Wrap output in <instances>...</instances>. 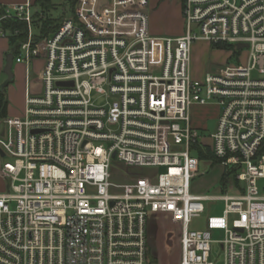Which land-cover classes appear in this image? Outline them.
Returning <instances> with one entry per match:
<instances>
[{
	"label": "built area",
	"instance_id": "obj_1",
	"mask_svg": "<svg viewBox=\"0 0 264 264\" xmlns=\"http://www.w3.org/2000/svg\"><path fill=\"white\" fill-rule=\"evenodd\" d=\"M104 1L77 0L38 41L33 0L0 4V38L27 26L14 61L44 59L42 91L27 89L24 116L5 117L0 134V264H150L155 213L180 222V264H264V0H183L177 37L151 35L150 0ZM198 39L234 46L239 62L193 77ZM210 103L221 110L207 142L191 108ZM197 143L238 167L240 193L193 192ZM114 153L165 170L114 174ZM213 198L221 214L191 228Z\"/></svg>",
	"mask_w": 264,
	"mask_h": 264
},
{
	"label": "rangeland",
	"instance_id": "obj_2",
	"mask_svg": "<svg viewBox=\"0 0 264 264\" xmlns=\"http://www.w3.org/2000/svg\"><path fill=\"white\" fill-rule=\"evenodd\" d=\"M55 7L51 9L50 15L52 18H60L64 13L70 15L71 3L68 0H52ZM183 2V0H181ZM151 5L149 6V8ZM37 9V7H35ZM162 12L165 16L162 17ZM162 18V19H161ZM157 25L165 34H172L181 28V19L179 9L176 7L170 9L160 6V8L152 14V9H149V25ZM34 34H40V29L34 25ZM236 48L234 46H216L205 40H195L191 50V73L193 77L201 78L206 72H214L226 63H238L239 58L232 54ZM243 60L247 57L246 50L241 53ZM11 84L15 88L21 89L23 86L22 79H14ZM99 100V99H98ZM211 104V105H210ZM208 105H193L191 108L192 121L194 120L200 132L202 140L209 142L210 135L216 129L220 108L210 103ZM201 125V126H200ZM10 159H2V162ZM226 166L222 164L214 165L210 160L201 161L200 172L193 180L192 190L194 193H204L210 195L238 194L235 182L230 180L224 189L220 184V177ZM164 167L160 166H133L114 159L112 162V172L114 174L129 175L131 177L147 176L155 177L160 172L164 171ZM2 179V177H1ZM0 179V190L6 188V183ZM264 180L260 181V184ZM240 185L242 183H239ZM206 211L199 217L192 219L190 227L194 229H203L208 215L221 214L225 202L219 198H213L204 202ZM181 225L180 222L168 213L152 214L148 221V238L150 244V252L148 258L150 264H180L181 258ZM213 238L220 240L224 238L222 231H214ZM219 253L217 244H213V255Z\"/></svg>",
	"mask_w": 264,
	"mask_h": 264
},
{
	"label": "crops",
	"instance_id": "obj_3",
	"mask_svg": "<svg viewBox=\"0 0 264 264\" xmlns=\"http://www.w3.org/2000/svg\"><path fill=\"white\" fill-rule=\"evenodd\" d=\"M24 1L26 0H0V4L21 3ZM162 4H163V8H166L168 12H170V9H174L175 7L179 9L181 28L178 29L176 32H173L172 34H165L161 29L157 27V25L153 24L150 25L151 35L156 37H163V36L177 37L182 35L185 31V25H184L183 13H182L181 0H150V5H151L150 9H152V14L157 12V10L160 8V6H162ZM162 11L163 9H161L160 11L163 17L165 16V14ZM10 50H11L10 41L5 38H0V89H1V85L8 79V76L5 73L4 68ZM43 66H44L43 58L35 59L31 63L29 68L24 63H19L14 61L13 63L14 79H20V80L22 79L23 86L21 89H17L10 82L4 87V89H6L7 91V97L9 101L7 117L24 116L25 100H26V93L28 88L32 91V93L35 94H38L42 91ZM191 116L193 117L192 112H191ZM193 124L195 125V127L198 126L196 125L194 120H193ZM3 129H4V119L0 117V134H2ZM0 166H1V157H0ZM1 177L2 176L0 175V179ZM1 180H3L7 184V181L3 177ZM1 191L3 190H0V192Z\"/></svg>",
	"mask_w": 264,
	"mask_h": 264
},
{
	"label": "trees",
	"instance_id": "obj_4",
	"mask_svg": "<svg viewBox=\"0 0 264 264\" xmlns=\"http://www.w3.org/2000/svg\"><path fill=\"white\" fill-rule=\"evenodd\" d=\"M68 1L71 3L72 6L70 13L71 15L74 14L75 12L77 0H68ZM33 4L35 7H37V11L34 15V23L35 26L40 29V34L35 35V39L36 41H38L49 36L54 31H56V29L62 23L64 18L67 17L68 15L64 13L60 18H52L50 15V11L55 7V4H53L52 0H33ZM1 9L2 8L0 6V10ZM11 27L14 30L18 29L19 32L18 35L16 36L13 35L10 38V45H11L10 53H13L14 56H16L18 52L17 42L19 40L24 41L27 39V26L26 23L24 22L14 21ZM225 46L228 47L229 45H225ZM8 104L9 101H8L6 89L4 88L0 89V117L3 119L7 117ZM192 152L194 155L198 156L201 161L210 160L214 165L221 164V160L213 154L210 147L207 145H202L200 143H197L193 146ZM237 173H238V167L233 165L225 167L224 172L220 177V184L222 189L226 187V185L230 182V180L235 182L236 185H239V181L237 180ZM149 252H150V244H149L148 255Z\"/></svg>",
	"mask_w": 264,
	"mask_h": 264
},
{
	"label": "water",
	"instance_id": "obj_5",
	"mask_svg": "<svg viewBox=\"0 0 264 264\" xmlns=\"http://www.w3.org/2000/svg\"><path fill=\"white\" fill-rule=\"evenodd\" d=\"M104 2H106V0ZM244 47H248V44L247 43H238L237 44L238 49H241ZM13 63H14V54L9 53L7 56L6 65L4 68V71L7 74L8 79L1 85V89H3L8 83H10L11 81L14 80ZM59 84H71V82H69V83L59 82ZM0 156H2V157L5 156V153L1 150H0ZM116 156H117L116 153H114V155H113L114 159L116 158Z\"/></svg>",
	"mask_w": 264,
	"mask_h": 264
}]
</instances>
